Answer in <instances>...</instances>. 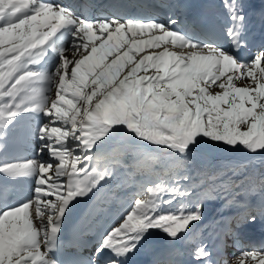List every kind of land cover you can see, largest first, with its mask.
Wrapping results in <instances>:
<instances>
[{
    "label": "snow or ice",
    "instance_id": "snow-or-ice-1",
    "mask_svg": "<svg viewBox=\"0 0 264 264\" xmlns=\"http://www.w3.org/2000/svg\"><path fill=\"white\" fill-rule=\"evenodd\" d=\"M222 4L231 51L189 40L174 27L179 24L174 16L166 23L85 20L48 0H0V128L21 112L43 111L48 120L40 138L50 158L0 164V173L10 177L36 178L32 198L0 210V264H61L54 254L67 218L113 180L118 168L127 167L121 151H98L116 130L166 152L176 174L167 179L154 174L149 162L155 157L140 152L137 167L148 175L142 190L94 252L72 264H129L156 231L172 242L182 239L190 224L203 219L198 186L185 167L202 146L264 151V47L250 59L234 55L245 47L240 34L246 17L239 0ZM65 27L74 29L72 41L58 50L54 72L32 70ZM146 46L162 50L141 56ZM242 77L252 84L235 87L234 79ZM212 85L224 91L211 94ZM100 160L102 169L96 166ZM178 199L190 206L162 207ZM256 220L252 213L242 218L248 224ZM212 257L205 246L193 253L194 264H215ZM232 264H264V249H242Z\"/></svg>",
    "mask_w": 264,
    "mask_h": 264
},
{
    "label": "rangeland",
    "instance_id": "rangeland-1",
    "mask_svg": "<svg viewBox=\"0 0 264 264\" xmlns=\"http://www.w3.org/2000/svg\"><path fill=\"white\" fill-rule=\"evenodd\" d=\"M218 1L222 4V0H216L217 7L221 6V9L226 11L222 7L223 4L220 5ZM239 3L246 17V23L241 32V39L245 44L244 53L239 58L250 59L258 49L264 47V42L259 41L260 38L264 37V0H239ZM218 19L222 25L227 26L228 18ZM206 44L217 47L222 46L212 42ZM161 50L146 46L140 55ZM184 51L186 52L187 49H184ZM250 84H252V81L243 77L233 81L235 87H245ZM208 91L211 94H215L224 90L212 85ZM109 141L112 143L107 145ZM99 148V152H107L113 149L121 151L123 153L121 159L127 167L118 168L116 177L113 180L94 190V194H90V199L85 198L77 206L84 209L80 219V221L83 220L84 222L77 225L78 235L75 242L73 241L74 243L69 240V235H67L65 242L60 241L55 256L58 255L57 259L61 261V264H72V261L76 260L80 254L91 255L95 250L96 243L105 231L121 222L123 216L132 205L135 194L142 190L141 185L148 179L145 170L136 166L137 161L140 159V152H149L155 157L152 163L149 162V165L165 167L169 161L166 152L138 141L134 135L127 133L122 128L105 138ZM45 153L48 158V152L46 151ZM252 157L263 159L264 151H258L257 153H252L246 149L221 151L211 145H204L194 153L193 162L200 167L205 165L228 166L235 165L236 162L248 161ZM77 166L79 167L80 165L78 164ZM96 166L102 169L105 166V162L100 160ZM152 179H156V176H152ZM196 193L203 203V219L190 224V230L187 231V234L176 242L170 241L159 231L147 236L140 251L132 257L129 264H133L134 259L140 262L143 261L144 264H157L158 261L164 262L167 260L174 261V264H194L193 253L199 246L208 248L213 254L212 258L215 264H232L233 259L239 256L242 249H264V215L261 214L264 211V206L261 203L260 195L250 191L247 196H241L240 194L235 199H231V197L226 196L224 191H217L207 196ZM95 204L98 205L97 213L92 216L90 210ZM181 205L190 206V202L178 199L173 202V205H162V207L167 211L179 208ZM248 213L257 216V220L254 223L242 222V218ZM238 222L240 223L239 227L237 226ZM86 228L89 231L84 233ZM79 242H88L89 246L85 250L80 249L76 246Z\"/></svg>",
    "mask_w": 264,
    "mask_h": 264
},
{
    "label": "bare ground",
    "instance_id": "bare-ground-1",
    "mask_svg": "<svg viewBox=\"0 0 264 264\" xmlns=\"http://www.w3.org/2000/svg\"><path fill=\"white\" fill-rule=\"evenodd\" d=\"M164 1L158 0V3ZM173 1L174 6L170 7L168 4L165 5V9L179 21V24L174 27L184 33L189 40L200 44H206L208 41L221 42L224 48L229 51L232 50V42L225 33V25L213 20L215 15L222 16L218 14L214 7L216 0ZM48 2L62 5L73 16L85 20H109L112 18L119 20L157 19L163 22L159 11L154 7L156 5L154 0H48ZM73 30L71 27L61 29L45 46V54L40 58L39 63L32 64L30 66L31 69L52 74L60 61L58 50L70 46ZM200 35L201 37H198ZM241 37L240 34V39ZM259 41L264 42V37L260 38ZM243 53L244 47L238 52L234 51V54L238 57ZM44 86L37 85L36 87ZM48 94L54 95V89ZM47 120L48 118L43 111L33 110L22 112L14 121L8 122L4 127L0 128V164L29 160L42 163L49 162L50 158H47L46 151H42L45 141L40 138V128L47 123ZM34 186V175L10 177L0 173V210L14 207L32 198ZM90 211H93V207ZM83 213L84 209L80 207H76L73 210L71 216L65 221V227L59 243L60 241L65 242L67 235L70 236L69 240L72 243L75 242L78 235L77 225L84 222L79 220ZM34 223H37V221H34ZM88 231L86 228L84 233ZM76 246L85 250L89 243L79 242ZM57 256L55 257L57 258ZM81 257H86L85 253L77 256L78 259ZM141 264L144 263L141 262Z\"/></svg>",
    "mask_w": 264,
    "mask_h": 264
},
{
    "label": "trees",
    "instance_id": "trees-1",
    "mask_svg": "<svg viewBox=\"0 0 264 264\" xmlns=\"http://www.w3.org/2000/svg\"><path fill=\"white\" fill-rule=\"evenodd\" d=\"M150 162L152 163V161ZM168 164L169 161L165 167L152 164L150 167L154 174L164 173L165 178H170L176 173L168 167ZM185 167L190 169L192 183L198 186L196 192L200 195L207 196L217 191H224L226 196L235 199L240 194L247 196L251 191L260 195L261 203L264 206V158L252 157L245 162H236L235 165H205L204 167L191 161L186 163Z\"/></svg>",
    "mask_w": 264,
    "mask_h": 264
}]
</instances>
